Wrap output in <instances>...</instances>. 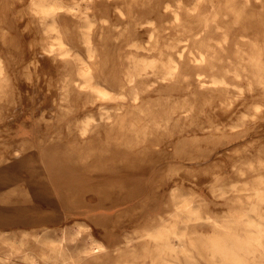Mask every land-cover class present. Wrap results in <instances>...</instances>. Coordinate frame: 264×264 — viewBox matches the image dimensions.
<instances>
[{
  "label": "bare ground",
  "instance_id": "bare-ground-1",
  "mask_svg": "<svg viewBox=\"0 0 264 264\" xmlns=\"http://www.w3.org/2000/svg\"><path fill=\"white\" fill-rule=\"evenodd\" d=\"M9 8L0 0V127L10 129L14 147L0 144V173L12 177L21 164L25 176L41 174L35 194L46 209L21 218L0 213V264L16 256L22 264H201L195 250L213 264H264V172L219 183L229 172L264 169V148L254 155L249 133L236 130L264 124V38L253 28L264 0H28L14 17ZM183 21L188 27L170 36ZM108 26L118 41L138 36L129 44L138 53L109 48ZM32 27L18 60L15 28ZM191 126L204 134L200 141L183 140ZM47 139L118 164L95 183L55 172L58 151H67L40 152ZM195 142L207 152L191 162L207 164L191 174L213 177L216 204L234 207L188 196L181 185L173 219L157 217L152 228L150 211L164 191L152 184V170L186 159L180 145L193 150ZM24 221L34 225L23 230L17 223Z\"/></svg>",
  "mask_w": 264,
  "mask_h": 264
},
{
  "label": "rangeland",
  "instance_id": "rangeland-1",
  "mask_svg": "<svg viewBox=\"0 0 264 264\" xmlns=\"http://www.w3.org/2000/svg\"><path fill=\"white\" fill-rule=\"evenodd\" d=\"M28 0H4L6 5H9L10 8L8 9L9 11L7 12L9 16H16L19 14V12L24 11V8L26 7V3ZM11 2V3H10ZM206 10L208 8L206 7ZM189 23L183 21L180 26L178 27V30H171L170 31V36H178L182 33L183 29L185 27H188ZM33 28H30L27 33L22 32L20 29L21 28H15L16 31V38L19 39L20 44H19V49L15 50L14 53L17 56V59L20 60L24 56V52L27 53L29 51V42L30 40H33ZM253 28L260 34V37L264 38V12L261 14L260 17H256L255 20H253ZM95 30V29H94ZM235 34H239V30H236V27L234 29ZM33 31V32H32ZM104 35H106L107 42H108V47L113 49H116L118 46H122L121 51L123 54H133L134 52L138 53V51H135V47H131L129 44L133 43L134 41L138 40V36H129L128 41H118V39L115 38L117 36V32L115 33L116 29L108 26L104 28ZM210 35L212 36H219L220 32L219 31H210ZM235 36V35H233ZM231 36V37H233ZM93 39L96 41L97 37L93 34ZM114 40V41H113ZM130 40V41H129ZM233 45H228L227 48L229 50V53L233 52ZM155 54V53H154ZM222 65L226 66L229 68V65L226 62H223ZM228 81L231 83H238L240 85L245 86V81L240 80L236 81L233 79L231 75L228 76ZM241 82V83H240ZM23 91V90H22ZM241 112L248 113L250 112V108H244L240 109ZM235 110L231 112V115H233ZM259 120H256L255 123H252L250 125H245L243 127L237 128V133H240V135L244 134L245 132L249 133L248 141L252 149V153L254 155L256 154L258 148H264V124L260 123ZM30 125H24V130L26 133H33L38 131V129H34L32 127H29ZM259 128V130L257 129ZM263 129V130H262ZM243 130L245 131L243 133ZM7 131H10V129H5L4 127H0V144L6 146L8 145V148L14 147L13 141L11 140V137H9V134ZM65 134V137L63 135ZM61 137L63 139L68 138V134L65 131H62L60 133ZM183 140L187 138V140H192V141H200L204 134L202 132H199L198 130L195 129L194 126H191L188 128L187 132L183 133ZM48 141V142H47ZM55 140H46L45 143L41 145V147L34 148L32 152H29V154L32 153H38L36 149H38L40 152L46 150L50 151L53 150L52 152L57 150H62V151H67V152H59L58 151V161L57 165L54 167L55 172L59 173H72L74 172L75 174H83V179H87L88 182L95 183L97 182L102 173L106 171L107 168L113 167L114 164H118L117 161L112 160V158L108 159V157L104 156L101 157L98 154H91V153H86L82 149L76 150V149H71L70 148V143L63 141L60 143L54 142ZM34 145L37 146L36 142H34ZM194 147H196L193 150H190L189 147H186V144H181L180 149L178 150L179 155H186V159H182V161H177L176 159H173L172 157L169 159V162L166 163H160L156 167L153 168V172H155L154 175V181L153 185L156 183L164 189L163 193L160 196L161 198H158L155 200V203L157 206L152 208L154 210H151V214H155V220L152 222V228H155V226H160V221L157 219V217H164L168 221H171L173 219L172 217V212H173V206H172V200L175 198V195L178 191L177 188L181 189V185L183 186V192L188 194V196L192 193V195H196L198 199H201V197H206V199L211 202L215 203L214 205L217 206L218 208L221 207H226V208H232V204L220 202L216 204V200L213 198L211 193L209 192V187L213 185V177L207 179V180H199L196 178V175H192V170L195 169V171L202 172L201 170L205 167V163H192L191 162V157L194 156L196 160L202 159L203 156H205L207 150L204 147L203 143L195 142ZM174 154H177V152H172ZM251 153V154H252ZM222 154V153H221ZM71 155L72 158L70 159L67 158V156ZM112 156V155H111ZM117 156V155H116ZM14 159H19L17 157H14ZM37 162V159H35L32 163ZM200 162V161H199ZM232 164L234 163H239L238 160H232L230 161ZM25 166V164H24ZM70 166V168H67ZM120 166V165H119ZM18 172L17 171H12V177H9L3 173H0V213L1 215H6L7 217H14V218H21L20 216L26 211L28 212H34V211H39V208L42 211L46 209L45 204L42 202V200H38L36 197V192L40 190L41 185L36 183L35 181L38 180L39 176H32V175H24V168H22V165L19 164ZM67 168V169H66ZM231 168V167H230ZM79 172V173H77ZM264 172V169L261 170H253V171H248L246 172L245 175L242 177L233 173H228L222 176L221 180L219 183L221 184H228L232 182H239L240 180H250L252 175L256 173ZM46 174V172H44ZM42 173V174H44ZM61 175V174H59ZM49 176H45L47 179ZM111 179V178H109ZM124 183V182H123ZM71 184V183H70ZM131 185H128L127 187H130ZM40 187V188H39ZM172 189V190H171ZM199 195V196H198ZM264 208V205H263ZM139 212L144 215L146 214L145 212H149L144 207L139 208ZM143 219V218H142ZM145 223V222H144ZM41 224V223H40ZM264 224V220H263ZM20 227H22L23 230L28 229L30 226H33L34 224H29V222L24 221V223L20 224L18 223ZM17 225V226H18ZM11 228L13 227L11 224H8L5 228ZM207 230V228H205ZM188 231V227L186 228ZM8 251H6L7 253ZM195 259L201 263V264H213V260H209V258H203L199 256L196 253L195 250ZM216 258V257H215ZM214 260H218L217 258ZM13 263L14 264H22L21 259L19 257H14L13 258ZM147 261V259H145ZM51 264V263H48Z\"/></svg>",
  "mask_w": 264,
  "mask_h": 264
},
{
  "label": "crops",
  "instance_id": "crops-1",
  "mask_svg": "<svg viewBox=\"0 0 264 264\" xmlns=\"http://www.w3.org/2000/svg\"><path fill=\"white\" fill-rule=\"evenodd\" d=\"M20 224H22V223H20ZM17 225H18V223H17Z\"/></svg>",
  "mask_w": 264,
  "mask_h": 264
}]
</instances>
